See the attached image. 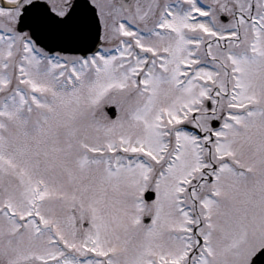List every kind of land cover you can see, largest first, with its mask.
I'll return each mask as SVG.
<instances>
[{
	"label": "snow or ice",
	"instance_id": "1",
	"mask_svg": "<svg viewBox=\"0 0 264 264\" xmlns=\"http://www.w3.org/2000/svg\"><path fill=\"white\" fill-rule=\"evenodd\" d=\"M0 264H264V0H0Z\"/></svg>",
	"mask_w": 264,
	"mask_h": 264
}]
</instances>
